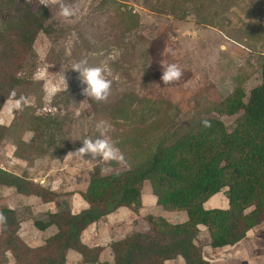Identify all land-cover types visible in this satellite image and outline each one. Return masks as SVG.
<instances>
[{"label": "rangeland", "instance_id": "1", "mask_svg": "<svg viewBox=\"0 0 264 264\" xmlns=\"http://www.w3.org/2000/svg\"><path fill=\"white\" fill-rule=\"evenodd\" d=\"M27 1L34 12L46 7L41 0ZM44 2L57 32L54 39L41 33L36 37L33 49L38 66L34 79L42 90V107L36 108V98L30 97L23 110L29 107V114L58 116L63 123L62 148L69 149L62 159L35 153L28 154L29 161L20 160L15 157V143L19 139L28 142L31 133L17 125L0 141L1 169L24 174L35 185L61 195L56 202L43 204L35 196L25 197L14 188L0 186V210L17 212L21 220L18 235L32 249L43 246L55 229L38 231L31 219L44 220L46 213L55 212L63 201L74 212L86 208L80 193L95 167L110 169L102 175L126 171L137 154L141 156L159 139L196 118H216L231 131L242 113L225 116L215 109L237 87L248 96L260 84L264 62V0H74L68 3L74 12L70 19L59 15L60 0ZM165 47L172 49V54L162 57ZM82 59L90 65L104 64L110 70L108 78L113 84L106 102L81 94L79 73L70 68ZM163 59L181 67L179 81L163 84ZM62 67L67 69L63 73L67 91L55 75ZM23 110L9 114L3 105L0 125L9 127ZM101 121L111 125L108 136L123 153L125 163H100L90 155L84 160L64 159L82 146V139L101 135ZM226 190L212 196L204 208L227 209ZM141 201L143 207L138 213L129 209L124 217L125 225L133 231L144 232L149 215L170 224L187 221L184 211H165L155 204L149 182L142 187ZM113 234L116 239L124 230ZM108 240L107 233L99 238L102 243ZM197 244L210 264H264V211L261 223L232 247L211 249L205 228H200ZM107 261L103 255L100 264ZM79 263L66 260V264ZM0 264H14V259L6 252Z\"/></svg>", "mask_w": 264, "mask_h": 264}, {"label": "trees", "instance_id": "2", "mask_svg": "<svg viewBox=\"0 0 264 264\" xmlns=\"http://www.w3.org/2000/svg\"><path fill=\"white\" fill-rule=\"evenodd\" d=\"M56 32L46 7L34 12L27 0H0V111L13 88L18 96L36 98V108L42 107V90L34 79L38 58L33 45L39 33L54 39ZM29 110L25 107L9 127L0 125V141L14 125L21 126L31 138L15 143V157L29 161L28 154L36 153L62 159L69 149L62 148V120L54 115L29 114ZM215 110L225 116L242 114L231 131L216 118L193 119L159 139L141 156L137 154L126 171L102 175L101 168L95 167L85 191L80 193L86 208L72 214L68 202L63 201L55 212L46 213L44 220L31 219L38 231L55 229L39 248L32 249L19 237L21 220L17 212L2 208L0 213L7 219L0 224V257L8 252L14 264H66V254L72 250L81 257L79 264H100L101 248L84 245L82 232L120 208L138 213L143 184L149 182L156 205L165 211H184L187 221L170 224L161 217L146 216L147 231H133L109 245L113 264H165L177 258L184 264H210L197 244L199 227L206 229L211 249H222L242 241L262 220L264 62L260 84L248 96L237 87ZM203 119L210 121L211 127H204ZM0 186L14 188L25 197L35 196L43 204L61 197L35 185L24 174L1 168ZM223 189H227L228 208L205 209V202Z\"/></svg>", "mask_w": 264, "mask_h": 264}, {"label": "clouds", "instance_id": "3", "mask_svg": "<svg viewBox=\"0 0 264 264\" xmlns=\"http://www.w3.org/2000/svg\"><path fill=\"white\" fill-rule=\"evenodd\" d=\"M41 2L44 6L48 7L44 0H41ZM59 15L65 19H70L74 15L72 5L65 3L64 0H60ZM170 54H172V49L168 47H165L161 53L162 57ZM161 67V80L164 85L179 81L183 76V71L178 64L168 63L163 59L161 61ZM70 69L79 73L78 78L83 86L81 92L83 96L91 98L96 102H106L109 99L113 81L108 78L110 70L106 65H90L87 59H82L75 62ZM66 70L62 67L61 71L55 74L59 77L60 84L65 91L68 90V83L63 74ZM26 104H28L27 98L24 95L18 96L16 89L13 88L10 90L4 106L7 107L9 114H12L14 110L22 111ZM202 124L204 127H211V123L207 119H203ZM99 126L102 127L101 135L95 138L89 136L82 139V146L74 152H69L64 159L79 157L84 160L86 155H90L91 160H97L100 163H125L123 153L116 146L115 142L111 140L110 136H108V133L111 131V125L105 121H101ZM109 171L110 169L107 167L101 168V174H107ZM6 219L0 213V224H5Z\"/></svg>", "mask_w": 264, "mask_h": 264}, {"label": "crops", "instance_id": "4", "mask_svg": "<svg viewBox=\"0 0 264 264\" xmlns=\"http://www.w3.org/2000/svg\"><path fill=\"white\" fill-rule=\"evenodd\" d=\"M144 185V184H143ZM153 196V195H152ZM154 197V196H153ZM155 204H156V198L154 197ZM150 202V201H149ZM151 204H154L153 201H151ZM143 207V206H142ZM141 207V209H142ZM84 209V208H83ZM81 209V210H83ZM81 210L74 212L73 209L71 211L72 214H77ZM127 212H131L128 208H120L114 213L100 219L97 223H94L90 226H88L81 234V242L86 245L88 248H94V247H100L101 253L99 255V262H102L103 255L107 256V262L108 264H113V253L109 247V245L112 242L122 240L127 235L131 234L133 232V229L131 227H127L125 224L126 220H124L125 215ZM124 215V216H122ZM123 217V220H122ZM155 217V216H154ZM114 223V224H113ZM126 227V229H125ZM204 228V227H199ZM120 229L121 231L124 230V234L122 236L115 237L116 239L112 238V235H114V232H117V230ZM148 230L147 229L145 231ZM105 233L108 234V243H102L99 241V238L105 235ZM115 236V235H114ZM108 254V255H107ZM75 259V261H81V257L76 252L69 250L66 254V260L69 261V259ZM177 264H184L183 260L181 258H177L176 260ZM169 263V261L165 262V264Z\"/></svg>", "mask_w": 264, "mask_h": 264}]
</instances>
